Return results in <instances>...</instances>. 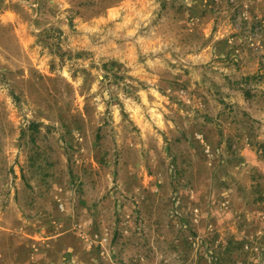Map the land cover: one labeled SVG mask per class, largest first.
<instances>
[{"label":"rangeland","instance_id":"1","mask_svg":"<svg viewBox=\"0 0 264 264\" xmlns=\"http://www.w3.org/2000/svg\"><path fill=\"white\" fill-rule=\"evenodd\" d=\"M0 264H264V0H0Z\"/></svg>","mask_w":264,"mask_h":264}]
</instances>
